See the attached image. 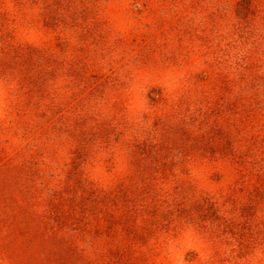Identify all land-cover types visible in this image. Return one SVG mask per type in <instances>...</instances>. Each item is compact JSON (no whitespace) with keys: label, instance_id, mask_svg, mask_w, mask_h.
Returning <instances> with one entry per match:
<instances>
[{"label":"rangeland","instance_id":"1","mask_svg":"<svg viewBox=\"0 0 264 264\" xmlns=\"http://www.w3.org/2000/svg\"><path fill=\"white\" fill-rule=\"evenodd\" d=\"M0 264H264V0H0Z\"/></svg>","mask_w":264,"mask_h":264}]
</instances>
